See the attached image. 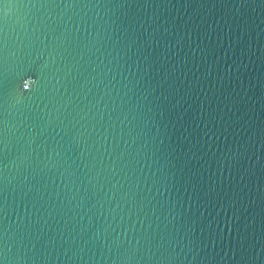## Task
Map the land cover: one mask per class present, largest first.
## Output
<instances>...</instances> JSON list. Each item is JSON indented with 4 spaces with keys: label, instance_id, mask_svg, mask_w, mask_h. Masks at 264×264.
Instances as JSON below:
<instances>
[{
    "label": "water",
    "instance_id": "water-1",
    "mask_svg": "<svg viewBox=\"0 0 264 264\" xmlns=\"http://www.w3.org/2000/svg\"><path fill=\"white\" fill-rule=\"evenodd\" d=\"M0 264H264V0H0Z\"/></svg>",
    "mask_w": 264,
    "mask_h": 264
}]
</instances>
